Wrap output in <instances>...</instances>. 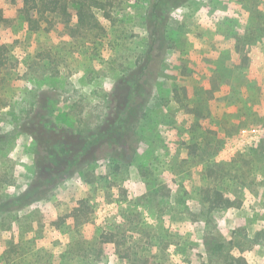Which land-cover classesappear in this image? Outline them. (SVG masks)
<instances>
[{
  "label": "rangeland",
  "instance_id": "1",
  "mask_svg": "<svg viewBox=\"0 0 264 264\" xmlns=\"http://www.w3.org/2000/svg\"><path fill=\"white\" fill-rule=\"evenodd\" d=\"M68 6L2 4L0 264H264V0Z\"/></svg>",
  "mask_w": 264,
  "mask_h": 264
},
{
  "label": "trees",
  "instance_id": "2",
  "mask_svg": "<svg viewBox=\"0 0 264 264\" xmlns=\"http://www.w3.org/2000/svg\"><path fill=\"white\" fill-rule=\"evenodd\" d=\"M17 1H22L25 5L22 14L25 15L31 22L36 23L37 15H41L40 19H45L48 15H58L63 12H67L69 8L68 2L71 0H0V52H2L1 57L5 58V54L8 52L9 46L12 42L13 32H12V21L6 19L2 14V4L3 3H14ZM36 20V21H35ZM159 37V36H158ZM161 49L164 48V43L161 44ZM159 47V48H160ZM151 54V53H150ZM162 53L158 52V78L162 71ZM1 59V58H0ZM4 62L2 61L1 64ZM5 65V63H4ZM149 66V64L147 65ZM156 72L153 73V78ZM5 80V79H4ZM3 80V81H4ZM1 90V89H0ZM211 206L214 209H231L234 207V202L230 197L219 190L215 191L208 197ZM108 242H104L107 244Z\"/></svg>",
  "mask_w": 264,
  "mask_h": 264
}]
</instances>
